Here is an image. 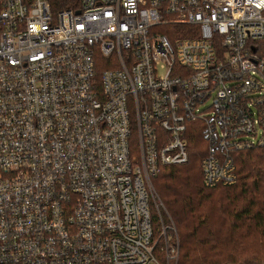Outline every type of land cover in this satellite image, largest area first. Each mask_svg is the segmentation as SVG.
Here are the masks:
<instances>
[{"label":"built area","instance_id":"1","mask_svg":"<svg viewBox=\"0 0 264 264\" xmlns=\"http://www.w3.org/2000/svg\"><path fill=\"white\" fill-rule=\"evenodd\" d=\"M65 1L0 0V264H178L151 180L264 147V0Z\"/></svg>","mask_w":264,"mask_h":264},{"label":"trees","instance_id":"2","mask_svg":"<svg viewBox=\"0 0 264 264\" xmlns=\"http://www.w3.org/2000/svg\"><path fill=\"white\" fill-rule=\"evenodd\" d=\"M190 135L188 161L153 181L179 235L178 264H264V147L234 152L237 181L207 188L200 167L207 144L199 131Z\"/></svg>","mask_w":264,"mask_h":264},{"label":"rangeland","instance_id":"3","mask_svg":"<svg viewBox=\"0 0 264 264\" xmlns=\"http://www.w3.org/2000/svg\"><path fill=\"white\" fill-rule=\"evenodd\" d=\"M191 132H194V130L189 128V130L187 131V136H186V140L188 142V146H189V142L191 143V141H192V138H191V135H190ZM199 142H200V144H202V146H204V144L201 143V141H199ZM154 178L151 180V187H152V193H153L152 200L154 201L155 209L156 208L158 209V211L162 214V216L165 218V220H169V219H171V217L168 214V211H167L163 201L161 200L160 196L158 195V193H157V191H156V189L154 187V184H153ZM216 193H219V192H216ZM225 201H226V196L224 198V202ZM175 228H176V226H175ZM176 233H177V237H178V241H179V248H180V240H179V235H178L177 229H176ZM179 254H180V252H179Z\"/></svg>","mask_w":264,"mask_h":264}]
</instances>
